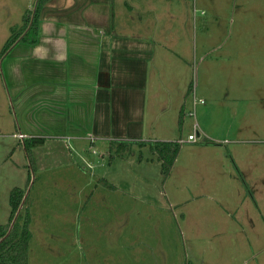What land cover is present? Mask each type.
I'll return each mask as SVG.
<instances>
[{
	"label": "crops",
	"instance_id": "1",
	"mask_svg": "<svg viewBox=\"0 0 264 264\" xmlns=\"http://www.w3.org/2000/svg\"><path fill=\"white\" fill-rule=\"evenodd\" d=\"M233 5L259 15L263 14L259 9L264 10V0H236ZM26 8L25 0H4V14L15 19L5 29L0 23V48L11 36V27L22 25L23 15L29 11ZM37 16L36 33H26L27 28L0 53V136L16 140L11 128L25 134L17 140L18 153L27 161H20L22 176L26 177V167L30 166L36 172L33 175L56 184L63 176L55 174L66 169L70 176L65 181L79 182L81 193L82 186L87 190L82 195L85 198L62 200L60 210L53 209L55 200L45 197L40 201L36 194L25 196L32 234L28 264L33 263L30 252L37 245L50 250L46 242L50 235L42 233L49 228L42 222L49 221H37L39 216L58 217V211L62 215L58 222L66 227H70L66 225L69 222L103 223L93 228L97 233H115L107 224L116 218L121 221L122 215L129 220L140 217L142 210L136 204L91 198L98 186H89L90 180L80 182L87 170L77 160L89 168L100 166L104 157L113 156L114 149L122 158L138 151L141 160L144 148L150 150L153 160L157 156L151 143L178 141L170 137L178 115L180 119L185 110L191 49L195 54L200 43L191 28L190 0H44ZM202 60L210 71L214 60L205 56ZM201 100L194 94L193 106ZM194 131L198 139L197 124ZM203 134L211 140L208 132ZM187 136L182 143L197 142L187 140ZM4 147L9 150L7 141ZM30 177L28 173V181ZM100 179L103 185L117 186L104 175ZM39 204L44 213L39 212ZM35 223H40L38 235ZM67 231L73 241V232ZM112 237H118L120 243L118 233ZM153 247L94 246L79 254L83 264H170L174 259L189 264L181 256L173 258L169 248ZM51 252L53 262L58 255L74 253L65 243Z\"/></svg>",
	"mask_w": 264,
	"mask_h": 264
},
{
	"label": "rangeland",
	"instance_id": "2",
	"mask_svg": "<svg viewBox=\"0 0 264 264\" xmlns=\"http://www.w3.org/2000/svg\"><path fill=\"white\" fill-rule=\"evenodd\" d=\"M36 1L25 0L26 9L32 12ZM235 1L190 0L191 28L200 43L195 54L191 49L185 110L180 119L178 115L170 139L186 138L194 124L200 136L196 143L180 145L170 171L164 174L162 161L150 159L147 148L142 149L141 160L138 151L122 158L115 149L100 166L89 168L77 160L87 170L80 182L90 180L89 186H98L91 198L136 204L142 210L140 217L129 220L122 215L121 221L116 218L107 224L115 233H97L93 228L103 223L69 222L66 225L70 227H66L58 222L62 216L58 211V217L39 216L37 221H49L42 222L49 227L42 233L50 235L46 240L50 250L37 245L30 252L32 264H83L79 252L94 246L166 247L173 258L181 256L189 264H264V10L259 9L262 15L254 10L245 12L233 5ZM14 19L4 14V0H0L4 29ZM203 56L214 60L210 71ZM194 94L204 102L193 106ZM190 110L193 115L188 114ZM11 131L18 132L15 128ZM203 132L216 144L200 147ZM10 139L14 142L0 136V225L9 220L13 187L25 189L28 197L36 194L40 201L45 197L55 200L56 210L64 199L85 198L82 195L87 187L82 186L81 193L79 182L65 181L70 176L66 169L55 174L63 176L56 184L33 175L36 172L30 166H25L26 177L22 176L20 161L27 162L18 153L22 138ZM6 141L9 150L4 147ZM102 175L117 186L103 185ZM38 207L39 212L46 211L40 204ZM150 211L152 215L147 214ZM39 224H33L36 235ZM68 228L75 236L73 241ZM51 232H55L52 238ZM117 233L120 243L118 237H112ZM64 243L74 253L58 255L53 262L52 248H63ZM170 264L180 263L174 259Z\"/></svg>",
	"mask_w": 264,
	"mask_h": 264
},
{
	"label": "trees",
	"instance_id": "3",
	"mask_svg": "<svg viewBox=\"0 0 264 264\" xmlns=\"http://www.w3.org/2000/svg\"><path fill=\"white\" fill-rule=\"evenodd\" d=\"M44 0H37L34 10L23 15L21 26L11 27V36L5 42L2 53L28 28L26 33L34 35L37 31V15L39 5ZM204 144H216L212 140H202ZM178 141L160 140L151 143V149L157 158L162 161L163 173L167 174L180 149ZM27 146V143H26ZM25 189L13 187L9 194L10 215L6 224L0 225V264H28V248L31 239L30 214L25 204Z\"/></svg>",
	"mask_w": 264,
	"mask_h": 264
},
{
	"label": "built area",
	"instance_id": "4",
	"mask_svg": "<svg viewBox=\"0 0 264 264\" xmlns=\"http://www.w3.org/2000/svg\"><path fill=\"white\" fill-rule=\"evenodd\" d=\"M201 102H203V100H201ZM18 138H23L24 136H25V134H23V133H21V132H18V133H16L15 134ZM197 139V136H196V132L194 131V132H192V133H190V134H188V136H187V140H196ZM178 142L179 143H182V142H184V139L183 138H181V139H179L178 140Z\"/></svg>",
	"mask_w": 264,
	"mask_h": 264
}]
</instances>
